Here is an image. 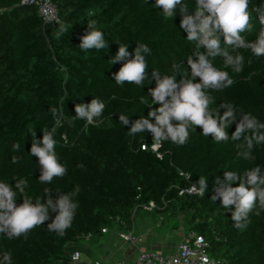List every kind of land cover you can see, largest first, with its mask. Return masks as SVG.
Listing matches in <instances>:
<instances>
[{"label": "trees", "instance_id": "trees-1", "mask_svg": "<svg viewBox=\"0 0 264 264\" xmlns=\"http://www.w3.org/2000/svg\"><path fill=\"white\" fill-rule=\"evenodd\" d=\"M22 1L0 0V181L14 185V178L27 180L26 191L34 201L44 197L45 188L52 190L54 201L59 194L71 193L76 185L81 191L73 197L79 208L63 238L47 230L58 214L50 213L51 219L34 229L27 240H9L0 234V259L9 251L13 264H73L74 251L88 253L84 240L95 241L115 227L132 231L137 215L144 210L155 215H183L189 230L211 243L212 257L229 264H264V212L251 214L250 224L241 231L233 227L231 219L235 206L225 212L220 200H211L213 182L217 176L223 179L225 171L243 174L257 165L264 169V144L253 141L255 160H246L239 155L246 150V141L217 144L212 137L202 136L198 127L190 130L191 139L182 148L165 141L160 149L164 159L158 160L151 151H140L141 143L151 144V133L129 136L130 127L119 122V114L134 122L147 117L150 108L160 107L149 93L156 87L155 80H146L143 87L116 84L114 74L126 61H110L120 44L129 46L131 58L140 43L148 45L151 54H142L149 77L152 70L161 76L172 75L173 64L190 75L187 58L194 55L196 46L186 40L187 33L179 27V9L176 17L165 19L163 10L153 6L155 0H52L59 7L61 22L51 28L35 7L22 5ZM185 2L194 9L195 0ZM257 6L264 11V0H250V11ZM93 20L92 29L104 33L108 47L84 52L79 47L81 37L91 31L88 27ZM252 23L253 31L242 34L249 41L255 40L264 27L255 13ZM61 24L67 25L68 31L58 39ZM239 51L245 58L239 74L225 66L223 57L213 61L236 82L222 92H211L215 100L211 107L231 103L238 116L242 110L264 122V57L256 58L250 50ZM141 97L147 103H141ZM94 98L105 104L104 121L85 127L84 120L75 118V106L90 104ZM50 108L60 114L59 124ZM224 111L221 109V116ZM53 127L55 150L68 173L63 179L54 178L52 184H41L39 161L31 156V145L33 136L42 142L43 129L51 131ZM235 130L234 123L227 129L229 137ZM14 143L20 144V151H13ZM13 156L22 159L14 164ZM80 164L83 168L77 166ZM178 169L191 173V179L179 175ZM200 176L208 179L205 196H181L180 191L192 183L199 186ZM17 199L18 205L23 202L19 196ZM153 201L155 208L147 209ZM43 202H47L46 197Z\"/></svg>", "mask_w": 264, "mask_h": 264}, {"label": "clouds", "instance_id": "clouds-1", "mask_svg": "<svg viewBox=\"0 0 264 264\" xmlns=\"http://www.w3.org/2000/svg\"><path fill=\"white\" fill-rule=\"evenodd\" d=\"M156 9L163 10V17L170 19L176 17L177 9L182 17L180 29L187 33V41L194 43L196 50L194 55L187 58L189 71H181L179 65L173 64L172 75H164L152 70L149 77V66L145 54H151V49L147 44L140 43L134 49V58L129 52V46H119L118 54L110 61L112 64L126 61L118 73L114 74L117 85L123 86L125 83L143 87L146 80H155L156 87L149 89L152 102L160 105L158 108H150L147 117H140L138 120L130 121L129 117L119 114V122L123 127H130L129 136H136L140 133H151L152 142L140 144V151L153 153L158 160H163L165 153L160 149L165 141H170L177 148L186 146L191 139L190 130L202 128V136L212 137L217 144L227 143L229 140H244L247 143L246 150L242 155L246 160H255L252 149L255 144H264V122L252 113H244L231 103L221 104L219 108H212L214 97L211 92H222L232 87L235 80L228 71H223L214 66L213 61L217 57L224 58L226 67L239 74L244 70L245 58L239 51L250 50L256 58L264 57V27H262L255 40L249 41L244 33H251L254 25L252 23L253 13L258 16V21L264 25V11L261 7H253L251 11L250 0H195L194 9L190 10L185 0H155L153 5ZM49 9L45 8L47 14ZM91 15V13H89ZM96 23L91 21L88 27L91 31L81 37L82 42L79 47L82 51L103 50L108 47L104 33L101 30L92 29L91 25ZM68 31V26L61 24L57 30L59 39ZM223 37V43L222 38ZM203 48L204 51H200ZM229 49H231V54ZM252 64V60H248ZM177 76L181 78L178 80ZM199 78L200 82H196ZM141 103H147L144 97L140 98ZM221 109H225L223 116ZM105 104L100 99H92L90 104H77L75 106L76 119L84 120L85 127L95 125L104 121ZM50 112L60 123L59 113L56 108H50ZM153 120L155 122H153ZM236 124V130L229 137L227 129ZM56 128L51 131L43 129L42 142L35 139L31 145V156L38 158L41 175V184H52L54 178L63 179L68 168L60 163L56 153L57 141L54 139ZM64 138V137H62ZM41 143L43 146H41ZM244 147V145H240ZM13 151H20V144L12 145ZM22 157L13 156L12 163H19ZM83 168V165H77ZM179 175L191 179V173L177 170ZM13 185L0 181V234L9 240L23 238L27 240L32 231L45 224L51 219L50 213H58L54 220L47 225L49 232L56 233L63 238L67 230L73 226L79 204L73 201L81 191L79 185L68 194H59L57 200H53L52 190L44 189V197L33 198L26 191L29 188L25 179H15ZM237 187H233L237 184ZM196 183L182 189L180 195H197L204 197L208 191V179L200 176ZM214 194L211 200L221 201V208L225 212L230 211L235 206V211L231 214L234 221L233 227L238 230H246L250 224V215L255 213L259 216L264 212V169L259 165L247 170L243 174L235 171H225L224 178L217 176L213 182ZM22 199V203L18 205ZM47 198L44 203L43 199ZM155 207V202H150ZM107 232L108 229H103ZM126 238V237H125ZM204 242V238H197V245ZM183 255L187 256L185 251ZM81 253L76 252L73 260L79 259ZM201 264H217L214 259L207 255L200 256ZM0 264H13L12 254L4 251ZM169 264H181L180 259H170ZM187 264V261H185Z\"/></svg>", "mask_w": 264, "mask_h": 264}, {"label": "rangeland", "instance_id": "rangeland-1", "mask_svg": "<svg viewBox=\"0 0 264 264\" xmlns=\"http://www.w3.org/2000/svg\"><path fill=\"white\" fill-rule=\"evenodd\" d=\"M135 224L136 231L139 229L144 234L136 237V242H125L121 238V234L128 232L127 229L115 227L95 241L87 242V240H84V244L88 247V253L83 254L82 260L85 264L96 262L109 264V240L112 243V249L121 253L122 258L127 260L128 263L133 262L134 258L139 256L141 249L147 251L151 247L148 243L151 240L160 241L163 247H161L162 249L150 248L149 250H161L157 252L171 254L167 249V244H178L179 246L180 241L183 240L184 232L189 231V223L185 221L183 215L171 217L168 214L155 215L141 210L136 217ZM137 234L138 232H136ZM210 256L212 257L211 254Z\"/></svg>", "mask_w": 264, "mask_h": 264}, {"label": "built area", "instance_id": "built-area-1", "mask_svg": "<svg viewBox=\"0 0 264 264\" xmlns=\"http://www.w3.org/2000/svg\"><path fill=\"white\" fill-rule=\"evenodd\" d=\"M22 5L33 6L37 9L38 16L41 18L45 25L50 26L51 28L57 27L61 22L60 19V10L57 4L52 0H23ZM45 8L49 9V12L45 13ZM149 210L154 209L155 207L149 206L146 207ZM203 237L204 242L200 245H197L196 241L198 237ZM126 237V238H125ZM121 238L125 242L134 243L137 238L134 236L133 231L129 233L121 234ZM211 243L203 236L198 234L196 231L189 230L186 232L183 241L180 243L178 248L172 254H164L157 251L147 250L141 251L139 256L131 264H169L170 259H180L181 264H201L200 256L207 255L211 259H214L217 264H229L227 260L217 257H211ZM187 251L188 255L185 256L183 253ZM76 252L81 253V256L77 260H73V256ZM83 259V253L80 251H74L71 255V262L73 264H78ZM94 264H104L102 262H96ZM116 264H129L126 261H120Z\"/></svg>", "mask_w": 264, "mask_h": 264}, {"label": "crops", "instance_id": "crops-1", "mask_svg": "<svg viewBox=\"0 0 264 264\" xmlns=\"http://www.w3.org/2000/svg\"><path fill=\"white\" fill-rule=\"evenodd\" d=\"M128 232H124V233H129L130 231L129 230H127ZM133 231V233H134V236L135 237H140V236H143L144 234H142V232H141V230H137L136 231V227H135V229L134 230H132ZM136 232H138V234L136 235ZM123 233V234H124ZM147 233V232H146ZM185 234H186V231L184 232V234H183V238L182 239H184V236H185ZM183 240H181L180 241V243L182 242ZM111 241L109 240V264H116L117 262H120V261H126L127 262V260H125V259H123L122 258V255H121V253H119L118 251H116V250H113L112 249V247H111V245H112V243H110ZM128 243V242H127ZM149 243V245H151V247L150 248H157V249H162L161 247H163V244L161 245V242L160 241H157V242H155V240H151V241H149L148 242ZM163 243V242H162ZM179 243V244H180ZM177 246H178V244L177 245H175V244H167V249L170 251L169 253H174L175 252V250H176V248H177ZM149 248V249H150ZM148 249V250H149ZM141 251H145V250H143V249H141ZM140 251V252H141ZM153 251V250H152ZM157 251H161V250H157ZM137 257V256H136ZM136 257L134 258V260L136 259ZM123 259V260H122ZM128 263V262H127ZM132 263V262H131ZM131 263H129V264H131Z\"/></svg>", "mask_w": 264, "mask_h": 264}]
</instances>
